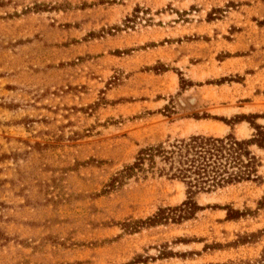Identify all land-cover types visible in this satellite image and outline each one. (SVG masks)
<instances>
[{
	"label": "rangeland",
	"instance_id": "374dc122",
	"mask_svg": "<svg viewBox=\"0 0 264 264\" xmlns=\"http://www.w3.org/2000/svg\"><path fill=\"white\" fill-rule=\"evenodd\" d=\"M194 115L264 127V0H0V264H258L264 209H222L257 210V146L262 183L201 194L180 224L122 227L187 198L158 174L111 187L141 148L255 133Z\"/></svg>",
	"mask_w": 264,
	"mask_h": 264
},
{
	"label": "trees",
	"instance_id": "16d2710c",
	"mask_svg": "<svg viewBox=\"0 0 264 264\" xmlns=\"http://www.w3.org/2000/svg\"><path fill=\"white\" fill-rule=\"evenodd\" d=\"M185 82L181 79L182 86ZM168 114L173 112L169 111ZM260 117L259 115H240L228 120L209 115L203 117L194 115L196 120L212 118L230 127L247 121L255 129L253 137L248 140H241L232 132L225 136L197 134L172 143H159L141 148L135 161L125 166L112 179L111 187L123 185L125 181L140 175L146 177L148 174H158L159 177L183 183L187 198L178 206L160 208L155 215L146 220L124 223L122 225L124 230L136 233L143 227L189 221L204 210L197 201L199 195L210 194L228 186L246 182L262 183L263 176L260 175L262 161L251 149L253 146L264 149V127L254 121ZM222 209L227 212V221H237L264 209V195L258 202L256 211L249 209L240 211L230 206ZM263 232L264 230L260 231V234ZM248 242V239L243 241V243ZM173 255L172 252L166 254L169 257ZM258 264H264V257Z\"/></svg>",
	"mask_w": 264,
	"mask_h": 264
}]
</instances>
